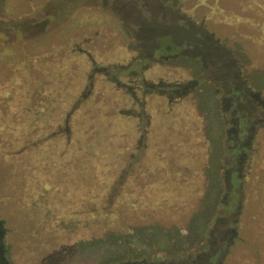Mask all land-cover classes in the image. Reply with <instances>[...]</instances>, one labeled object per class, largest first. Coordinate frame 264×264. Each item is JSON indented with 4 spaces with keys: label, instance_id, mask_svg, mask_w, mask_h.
Wrapping results in <instances>:
<instances>
[{
    "label": "rangeland",
    "instance_id": "1",
    "mask_svg": "<svg viewBox=\"0 0 264 264\" xmlns=\"http://www.w3.org/2000/svg\"><path fill=\"white\" fill-rule=\"evenodd\" d=\"M118 48L117 70L96 61ZM162 109L188 111L185 145L198 146L176 169L191 189L178 211L146 193L162 172L152 160L174 172L185 148H152ZM80 111L139 119L136 151L92 211L62 189ZM0 264H264V0H0Z\"/></svg>",
    "mask_w": 264,
    "mask_h": 264
},
{
    "label": "trees",
    "instance_id": "2",
    "mask_svg": "<svg viewBox=\"0 0 264 264\" xmlns=\"http://www.w3.org/2000/svg\"><path fill=\"white\" fill-rule=\"evenodd\" d=\"M123 53L119 48L107 53H98L96 54V61L117 70L116 67L120 58H129L128 53L126 55H123ZM81 66L82 69L85 67L83 64ZM79 80V85L81 84V86L78 85L80 88L77 94L64 92L63 97L57 99L54 103L55 115L46 124L47 133H52L57 128V125L63 123L64 117L73 108L78 95L84 90V77L80 76ZM113 90H115L113 86L107 88L108 92L113 93L112 95L116 103H120L124 107L127 104L132 105V102H130L132 98L130 96H126V100L121 96L120 91L113 92ZM128 107L131 108L130 106ZM162 110L164 112V109ZM173 110H175V113L172 111V113L162 112L160 115H157L153 110L151 111V114L153 113V120H156L151 129L152 148L155 147V149L161 150V155L164 158L168 157L172 147L178 150L184 145L185 148L182 149V153H178L177 157L174 158V160H177L174 172L166 171L171 168L169 159L160 160L158 156L152 160V162L159 161L158 169L162 170V172L159 173V178L154 183L147 186L146 193L157 201H163L165 205L171 204L172 208L178 211V209L180 210L184 206V196L187 192L191 193V189L189 182L181 184L178 181L181 179L184 171L176 169L187 164H193L192 166L194 167V163H190V160L187 159V154L190 150L197 151L198 146L197 144L193 145L192 142L188 147L185 145L184 140H186V136L189 141L193 138L191 125L183 119L189 116L188 111L187 113L183 112L179 116L177 109ZM61 113H64V115L60 119H55ZM85 113V111H80V113L74 116L71 149L65 156L61 157L63 164L67 161L69 162V172L65 178L62 177V189L65 187L64 190L69 195L73 193L80 195V199L82 198V200L76 204L77 210L89 209L92 211L107 199L108 191L117 179L120 171L124 169L128 155L136 151L139 139V119L132 117V115L118 113L111 117L99 116L93 122L91 117ZM176 117L177 119H175ZM93 123H95L94 127L92 126ZM162 134H167L173 142L156 148L157 143L160 141L158 138ZM50 145L51 151H49V155L52 164L58 158V150L60 149L61 153L64 151L66 146L65 139L61 138L58 141H53ZM169 157L172 159L174 156ZM194 169L196 170L195 175L187 176V180L192 181L197 179L200 173L198 172L199 168ZM102 171L103 173H101ZM170 175H172L170 178H166ZM73 184H75V188L70 187ZM191 195H193V192ZM64 208L68 212V205H65Z\"/></svg>",
    "mask_w": 264,
    "mask_h": 264
}]
</instances>
